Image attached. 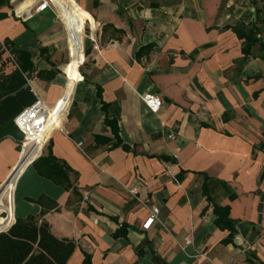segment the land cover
I'll use <instances>...</instances> for the list:
<instances>
[{
	"label": "crops",
	"instance_id": "crops-1",
	"mask_svg": "<svg viewBox=\"0 0 264 264\" xmlns=\"http://www.w3.org/2000/svg\"><path fill=\"white\" fill-rule=\"evenodd\" d=\"M24 1L0 0V213L74 241L67 264H264V0H53L28 19ZM239 23L258 28L248 57ZM36 99L63 119L39 156L15 124Z\"/></svg>",
	"mask_w": 264,
	"mask_h": 264
},
{
	"label": "trees",
	"instance_id": "trees-1",
	"mask_svg": "<svg viewBox=\"0 0 264 264\" xmlns=\"http://www.w3.org/2000/svg\"><path fill=\"white\" fill-rule=\"evenodd\" d=\"M80 17L78 21L82 25L83 21ZM109 28L113 27L105 25L103 32ZM113 30L118 35L113 39L120 41L121 35L124 32L116 29ZM233 30L238 38L243 40L242 52L245 57H248L252 47L259 41L257 38L258 28L251 26L247 29L242 23H239L233 27ZM151 49V45L141 47L135 56L140 58L148 54ZM85 54H87V51H85ZM105 123L111 126L112 130L117 133L118 129L114 121L105 119ZM34 158L36 156L33 154ZM40 159L48 165L43 176L67 189L72 186L67 169H63L51 154ZM203 191L206 193L205 185H203ZM213 212L216 216V226L222 230L227 229L230 231L229 239H227V241H230L235 230L232 221L228 218L229 207L215 205ZM13 221L14 218L6 215L4 217L0 216V230L9 227ZM123 233L124 231L120 229L116 232L115 236L122 235ZM75 248L76 244L74 241L55 237L51 233L47 223H40L33 216L25 219H16L9 228L0 231V264H67ZM83 264H91L89 255H84Z\"/></svg>",
	"mask_w": 264,
	"mask_h": 264
},
{
	"label": "built area",
	"instance_id": "built-area-1",
	"mask_svg": "<svg viewBox=\"0 0 264 264\" xmlns=\"http://www.w3.org/2000/svg\"><path fill=\"white\" fill-rule=\"evenodd\" d=\"M9 4L15 6L18 5L21 0H7ZM55 7L53 4V0H33L31 5L22 8L21 6L17 9V16L20 18L28 19L35 14L44 12L49 8ZM87 39L90 40L94 44V47L98 49L96 44V39L94 35L87 36ZM6 49V46L3 45ZM142 100L146 104V106L152 112H158L161 105V98L152 93H145L142 95ZM59 103L55 107H49L45 103H43L40 99H36L35 102L30 105L28 108L24 109L20 112L15 118L16 127L23 135V144H22V152L23 153L25 146L31 143H39L41 145L40 151L37 156L40 155L41 150L50 136V134L60 127L58 112ZM66 115V113H65ZM64 115V116H65ZM63 116V118H64ZM63 120V119H62ZM62 120L60 122H62ZM81 146V143L78 144ZM33 160V159H32ZM31 160V161H32ZM30 161V162H31ZM158 214V209L153 207L151 209L150 216L147 218L143 227L148 229L151 224L156 220ZM15 220L13 221V223Z\"/></svg>",
	"mask_w": 264,
	"mask_h": 264
},
{
	"label": "rangeland",
	"instance_id": "rangeland-1",
	"mask_svg": "<svg viewBox=\"0 0 264 264\" xmlns=\"http://www.w3.org/2000/svg\"><path fill=\"white\" fill-rule=\"evenodd\" d=\"M86 41V39L84 40V43H83V53H84V51H85V42ZM69 60V57H68V51H67V49L65 50V56H64V58H63V60H62V67L64 66V64L65 63H67V61ZM0 216L1 217H4L5 216V213H0Z\"/></svg>",
	"mask_w": 264,
	"mask_h": 264
},
{
	"label": "bare ground",
	"instance_id": "bare-ground-1",
	"mask_svg": "<svg viewBox=\"0 0 264 264\" xmlns=\"http://www.w3.org/2000/svg\"><path fill=\"white\" fill-rule=\"evenodd\" d=\"M33 0H25L23 3H21V7H27L28 5H31Z\"/></svg>",
	"mask_w": 264,
	"mask_h": 264
},
{
	"label": "water",
	"instance_id": "water-1",
	"mask_svg": "<svg viewBox=\"0 0 264 264\" xmlns=\"http://www.w3.org/2000/svg\"><path fill=\"white\" fill-rule=\"evenodd\" d=\"M12 224H13V223H12ZM12 224H11V225H12ZM11 225H10V226H11ZM10 226H9V227H10ZM9 227H7V228H9ZM7 228H6V229H7ZM6 229L0 230V231H4V230H6Z\"/></svg>",
	"mask_w": 264,
	"mask_h": 264
}]
</instances>
